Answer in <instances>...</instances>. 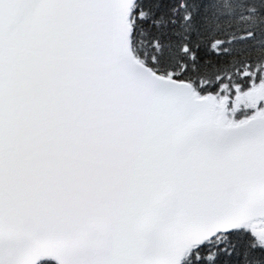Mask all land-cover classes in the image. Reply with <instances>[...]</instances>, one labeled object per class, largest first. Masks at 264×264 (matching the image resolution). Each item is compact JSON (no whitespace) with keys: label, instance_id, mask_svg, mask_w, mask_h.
<instances>
[{"label":"snow or ice","instance_id":"1","mask_svg":"<svg viewBox=\"0 0 264 264\" xmlns=\"http://www.w3.org/2000/svg\"><path fill=\"white\" fill-rule=\"evenodd\" d=\"M0 264H264V0H0Z\"/></svg>","mask_w":264,"mask_h":264}]
</instances>
